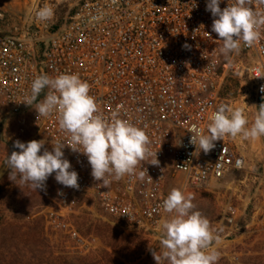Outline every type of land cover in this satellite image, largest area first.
<instances>
[{
  "label": "built area",
  "instance_id": "2783aa9c",
  "mask_svg": "<svg viewBox=\"0 0 264 264\" xmlns=\"http://www.w3.org/2000/svg\"><path fill=\"white\" fill-rule=\"evenodd\" d=\"M28 1L20 26L9 31L1 25L7 14L0 13V126L27 120L52 144L64 140L55 115L38 118L35 105L22 102L36 76L77 74L90 85L89 94L105 116L118 113L145 129L159 161L158 166L143 164L153 182L147 175L143 180L125 176L105 188L91 176L87 158L65 147L79 189L61 185L57 190L59 208L45 214L54 230L66 227L63 211L91 198L117 222L156 232L167 214L162 205L170 176L181 175L185 189L198 190L243 170L244 158L231 137L216 141L208 154L198 153L189 142V129L195 124L206 132L209 116L221 104L240 107L247 94L256 111L264 103V29L254 46L242 45L229 62L219 53L207 0ZM45 5L53 15L42 21L36 12ZM226 6L227 0H221V9ZM254 7L264 9L255 2ZM27 131L19 127L8 138L15 142ZM237 160L243 161L242 168L236 167ZM236 216V208L228 206L226 221L234 224Z\"/></svg>",
  "mask_w": 264,
  "mask_h": 264
},
{
  "label": "clouds",
  "instance_id": "9594fccd",
  "mask_svg": "<svg viewBox=\"0 0 264 264\" xmlns=\"http://www.w3.org/2000/svg\"><path fill=\"white\" fill-rule=\"evenodd\" d=\"M254 2L264 6V0H227V6L221 9V0H207L206 11L213 17L211 30L219 37V53L229 62L233 54H239L242 45L252 47L261 38L264 9L254 7ZM52 15L53 10L47 5L36 12L42 21ZM184 47L190 48L187 44ZM44 89H48L47 94L37 102ZM260 91L264 93V85ZM89 93L90 85L77 74L36 76L31 83V94L22 103L35 105L38 118L55 115L65 139L57 140L51 151L45 148L44 140L15 141L14 148L19 151L7 155L4 163L10 169V180L18 176L19 185H27L34 191L46 190L47 179L55 173L59 184L78 190L79 176L64 158L65 147L87 158L91 176L105 188L125 176L143 180L148 176L144 163L159 165L157 151H152L145 129L121 119L118 113L105 116ZM209 121L206 132L195 124L189 129V142L198 153L208 154L215 148V142L224 141L226 136L244 140L264 137V103L257 107L251 122L243 108L225 104L209 116ZM221 159L222 155L215 165L217 168L221 167ZM242 166L243 161L237 160L236 167ZM194 199L192 193L185 194L179 188L171 189L164 199L162 207L169 218L161 225V251L157 253L150 248L156 264H218L220 237L210 220L196 210Z\"/></svg>",
  "mask_w": 264,
  "mask_h": 264
},
{
  "label": "rangeland",
  "instance_id": "374dc122",
  "mask_svg": "<svg viewBox=\"0 0 264 264\" xmlns=\"http://www.w3.org/2000/svg\"><path fill=\"white\" fill-rule=\"evenodd\" d=\"M28 10V0H0V13L7 14V22H0L4 30L20 26ZM66 14L67 7L61 11L62 18ZM232 95L236 96L237 90ZM240 107L251 122L256 109L250 94L245 95ZM22 126L28 131L19 137L20 142L44 140L49 151L54 145L36 134L27 120L14 121L10 128L0 126V170H7L0 183V264H60L64 260L79 263L82 259L93 262L101 258L102 264H114L108 263L102 252L116 260L128 258L126 264H131L129 261H133L138 251L144 253V258L135 264H156L150 248L157 253L161 251V226L148 233L129 228L108 216L91 198L63 211L65 229L54 230L47 224L45 214L59 208L56 193L61 184L55 180V173L47 179L46 190L34 191L27 185H19L18 176L10 180V169L4 165L7 155L19 151L8 137ZM231 141L245 161L241 172L198 190L185 189L183 176H170L166 192L168 195L171 189L179 188L194 195L196 210L210 220L220 237L218 264H264V137L255 140L237 137ZM63 152L69 160V154L64 149ZM228 206L237 210L234 224L226 221ZM22 218L24 221L19 222ZM168 218L166 214L161 225ZM37 219L41 223L35 231L31 223ZM15 224L27 227L14 242L5 241V231Z\"/></svg>",
  "mask_w": 264,
  "mask_h": 264
},
{
  "label": "trees",
  "instance_id": "16d2710c",
  "mask_svg": "<svg viewBox=\"0 0 264 264\" xmlns=\"http://www.w3.org/2000/svg\"><path fill=\"white\" fill-rule=\"evenodd\" d=\"M24 221V218H22L21 220H19V222ZM41 221L40 220H35L34 222L31 223L32 226H34V230L36 231L37 228L40 226ZM30 224H28L29 226ZM27 226L26 225H20V224H15L12 226H9L8 229L5 231V241L7 242H14L15 239H17V237H19V234L22 233L23 229H25ZM25 235V234H24ZM22 236V235H21ZM36 237V235H34ZM32 238H35V237ZM103 255L105 256L106 260H108V263H112L114 262V264H126L127 261L129 260L128 258H121V260H116L114 257H112L110 254L106 253V252H102ZM144 258V253L141 251H138V253H136L135 258L133 259V261H129V263L131 264H135L139 261H143ZM123 260H125L126 262H123ZM104 261L103 258H101V260H96V261H90L89 259H82L79 263H72V262H68V261H62L60 264H102ZM48 264V263H45Z\"/></svg>",
  "mask_w": 264,
  "mask_h": 264
},
{
  "label": "water",
  "instance_id": "95a60500",
  "mask_svg": "<svg viewBox=\"0 0 264 264\" xmlns=\"http://www.w3.org/2000/svg\"><path fill=\"white\" fill-rule=\"evenodd\" d=\"M6 173H7L6 168H2L0 170V183H1L2 179L5 177ZM0 221H1V217H0Z\"/></svg>",
  "mask_w": 264,
  "mask_h": 264
}]
</instances>
